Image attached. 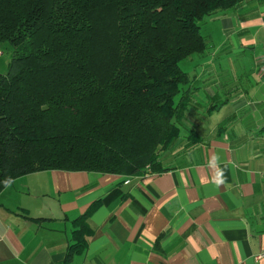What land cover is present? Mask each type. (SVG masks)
Returning <instances> with one entry per match:
<instances>
[{"label": "trees", "instance_id": "obj_1", "mask_svg": "<svg viewBox=\"0 0 264 264\" xmlns=\"http://www.w3.org/2000/svg\"><path fill=\"white\" fill-rule=\"evenodd\" d=\"M242 1L0 0V192L50 170L164 171L192 102L180 63L208 48L199 23ZM97 207L72 221L62 264L85 252Z\"/></svg>", "mask_w": 264, "mask_h": 264}, {"label": "crops", "instance_id": "obj_2", "mask_svg": "<svg viewBox=\"0 0 264 264\" xmlns=\"http://www.w3.org/2000/svg\"><path fill=\"white\" fill-rule=\"evenodd\" d=\"M217 18L231 50L253 58L243 77L222 84L228 61L207 53L213 59L191 84L213 74L206 117L224 104L228 114L189 134L181 129L192 101L180 138L159 157L164 171L50 170L15 179L0 192V264H62L72 221L96 203L87 248L71 264H264V0H243Z\"/></svg>", "mask_w": 264, "mask_h": 264}, {"label": "rangeland", "instance_id": "obj_3", "mask_svg": "<svg viewBox=\"0 0 264 264\" xmlns=\"http://www.w3.org/2000/svg\"><path fill=\"white\" fill-rule=\"evenodd\" d=\"M220 13L221 12L215 14L213 17L204 18L199 23L200 33L208 44L206 55L191 56L190 58L185 59L180 63V68L190 76L194 74L199 75L200 70L205 65L204 60H206L207 58H211V60L213 59V56L208 57L207 53H212L214 51L216 54H219L216 60H221V63L228 61V66L225 65L226 68L222 67L225 77L221 80L220 83L223 84L225 82H228L230 79L235 78L236 76L243 77L242 74L246 71L245 65L250 60H252L253 54L250 51H245L244 49H241V52L239 53H235L234 50H231V46H233L232 41L229 37L227 38L225 36L223 31L224 26L221 23L220 19L217 18ZM11 56L12 49L9 43H0V75H5L7 73L9 63L11 61ZM214 65L216 72L219 73L220 68L217 67L215 63ZM206 75L207 76H205L204 80L202 81L204 82V84L202 83L200 84V86H196L193 84L189 85L190 88L192 86H196V88H199V91L193 90L192 92L191 99L193 103L191 109L189 110V113L184 120V123L181 122L183 123L181 131H184V129L187 128L186 130H188L189 133V131H191L192 129H198L199 127L202 131L208 130L229 112V107L224 104L221 107L222 109L217 112L219 113V115L211 114L209 118L206 117V109L210 106V102L207 100L208 92L206 91V89L209 88L212 93L217 92L216 88L213 86L214 79H212V83L210 82L211 80H209L213 74ZM217 83H219V81ZM211 92L210 94H212ZM212 112H214V109L211 110V113Z\"/></svg>", "mask_w": 264, "mask_h": 264}, {"label": "clouds", "instance_id": "obj_4", "mask_svg": "<svg viewBox=\"0 0 264 264\" xmlns=\"http://www.w3.org/2000/svg\"><path fill=\"white\" fill-rule=\"evenodd\" d=\"M219 157L216 155H212L210 160L208 161V164L210 167L217 169V177H219L220 175H222V171L219 169ZM10 183V182H9Z\"/></svg>", "mask_w": 264, "mask_h": 264}]
</instances>
